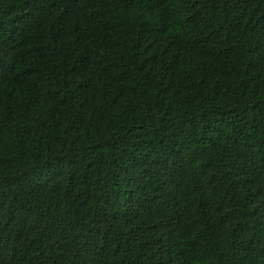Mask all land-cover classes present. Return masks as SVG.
<instances>
[{
    "label": "trees",
    "instance_id": "trees-1",
    "mask_svg": "<svg viewBox=\"0 0 264 264\" xmlns=\"http://www.w3.org/2000/svg\"><path fill=\"white\" fill-rule=\"evenodd\" d=\"M0 264H264V0H0Z\"/></svg>",
    "mask_w": 264,
    "mask_h": 264
}]
</instances>
